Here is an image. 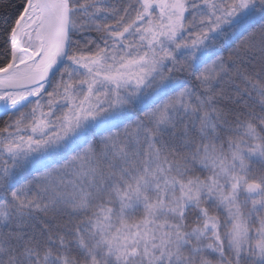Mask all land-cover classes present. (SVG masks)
<instances>
[{
  "label": "snow or ice",
  "instance_id": "obj_1",
  "mask_svg": "<svg viewBox=\"0 0 264 264\" xmlns=\"http://www.w3.org/2000/svg\"><path fill=\"white\" fill-rule=\"evenodd\" d=\"M11 7L0 264H264V0Z\"/></svg>",
  "mask_w": 264,
  "mask_h": 264
},
{
  "label": "trees",
  "instance_id": "obj_2",
  "mask_svg": "<svg viewBox=\"0 0 264 264\" xmlns=\"http://www.w3.org/2000/svg\"><path fill=\"white\" fill-rule=\"evenodd\" d=\"M15 3V0H4V5H0V18L5 15H11L13 9L11 5Z\"/></svg>",
  "mask_w": 264,
  "mask_h": 264
}]
</instances>
